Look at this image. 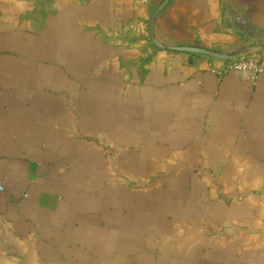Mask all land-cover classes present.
Returning a JSON list of instances; mask_svg holds the SVG:
<instances>
[{"label":"crops","instance_id":"crops-1","mask_svg":"<svg viewBox=\"0 0 264 264\" xmlns=\"http://www.w3.org/2000/svg\"><path fill=\"white\" fill-rule=\"evenodd\" d=\"M161 2L0 0V264H264V74ZM155 29L264 59V0Z\"/></svg>","mask_w":264,"mask_h":264},{"label":"built area","instance_id":"built-area-1","mask_svg":"<svg viewBox=\"0 0 264 264\" xmlns=\"http://www.w3.org/2000/svg\"><path fill=\"white\" fill-rule=\"evenodd\" d=\"M212 71L219 76L230 72H238L249 75L251 81H255L257 77L264 74V59L261 55L253 51H246L242 54H233L230 61H221L220 67H212ZM4 191V187L0 184V193Z\"/></svg>","mask_w":264,"mask_h":264},{"label":"water","instance_id":"water-1","mask_svg":"<svg viewBox=\"0 0 264 264\" xmlns=\"http://www.w3.org/2000/svg\"><path fill=\"white\" fill-rule=\"evenodd\" d=\"M169 2L170 0H163V2H161V4L154 11L151 21H150V40L152 41V43L154 44L156 48L171 51V52H176V53L193 54V55L202 56V57L215 59V60L230 61L232 59L233 55L215 52V51L204 49L201 47L168 46V45L161 44L156 39V29H155L156 28V18L164 10V8L168 5Z\"/></svg>","mask_w":264,"mask_h":264},{"label":"trees","instance_id":"trees-1","mask_svg":"<svg viewBox=\"0 0 264 264\" xmlns=\"http://www.w3.org/2000/svg\"><path fill=\"white\" fill-rule=\"evenodd\" d=\"M194 56H196V57H200V56H197V55H194Z\"/></svg>","mask_w":264,"mask_h":264}]
</instances>
